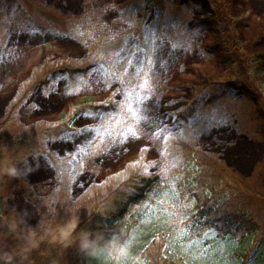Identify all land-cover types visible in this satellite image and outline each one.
I'll use <instances>...</instances> for the list:
<instances>
[{
	"label": "rangeland",
	"instance_id": "1",
	"mask_svg": "<svg viewBox=\"0 0 264 264\" xmlns=\"http://www.w3.org/2000/svg\"><path fill=\"white\" fill-rule=\"evenodd\" d=\"M107 2L0 0V55L5 57L0 62V124L13 107V118L26 125L54 122L73 104L84 102L104 104L100 110L84 111L111 112L112 105L103 102L122 100L119 94L114 96L122 85L106 84L95 73L92 76L89 73L96 61H108L113 53L119 52L126 37L134 35L143 44L145 21L151 24L158 15V26L168 33L169 45L181 46L176 50L169 46L160 54L154 83L160 119L169 127L177 124L169 141L171 155L166 160L158 155L143 125L140 127L146 135L124 145H113L107 151L110 144L107 137L103 143L97 138L92 148L83 136L62 142L61 138L72 135L76 129L100 123L90 118L78 119L72 122L69 131L47 140V153L27 157L39 159L38 171L19 180L9 177L3 212L14 220L26 209L30 214L26 218L28 224L35 226L40 219L63 223L71 209V214L79 215L81 223L90 214L93 198L119 187L132 172L142 171L145 162L156 160L163 166L173 158L178 160V166L170 168L167 178H162L164 185L173 181L184 168L189 148L212 158L218 163V171L227 169L255 190V194H264V69L252 70L249 64L231 68L224 63L227 54L220 55V49L226 27L213 10V2L227 6L228 18L235 21L227 30L228 36L237 40L241 51L237 58H247L248 52H264V0H116V7L124 11L123 20L104 12ZM133 4L139 6L138 12L128 11ZM168 20L171 22L166 23ZM102 21L106 25L103 29L94 27ZM29 25L28 31L34 28L38 30L36 34L17 35ZM77 27L85 32L84 36L77 35ZM57 33L76 39L58 38ZM68 65L82 66L84 71L58 74L69 76L73 82L83 77L91 88L64 95L66 84L58 82L56 92L45 97L43 93L53 81L59 80L58 74H47ZM124 67L122 63L116 70L122 73ZM233 80L242 82L243 88L231 86ZM131 83H136L134 78ZM213 112L228 123L204 131L205 117ZM81 147L87 154L79 153ZM142 155L144 160H140ZM134 161L140 163L133 166ZM150 172L159 174L160 169ZM162 190L151 193L136 209V221L128 236L132 239V253L139 255L144 264H160L157 260L160 251L172 258L173 264H264L263 207L255 208L262 220L260 232L243 237L239 233L223 236L214 228L215 238L188 248L186 240L176 241L178 225L172 215L177 210L173 204L188 202L180 196L179 200L161 205L158 201L163 199ZM178 210L188 214L186 209ZM192 238L202 239V234ZM21 242L15 238L16 245ZM0 244L11 248L2 234ZM76 250L75 246L66 248L64 260L70 262L76 257L79 254ZM85 264L114 262L86 258Z\"/></svg>",
	"mask_w": 264,
	"mask_h": 264
},
{
	"label": "trees",
	"instance_id": "2",
	"mask_svg": "<svg viewBox=\"0 0 264 264\" xmlns=\"http://www.w3.org/2000/svg\"><path fill=\"white\" fill-rule=\"evenodd\" d=\"M213 10L221 24L225 25L223 31L224 42L221 43L220 55H226L224 63L228 67L240 68L249 64L252 70L264 69V52H248L247 58H237L241 51L236 38L228 36L227 30L235 25L233 19L227 16V6L213 2ZM224 28V27H223ZM243 55V54H242ZM80 70L77 65L59 67L49 75L57 72L74 73ZM236 79V78H233ZM41 81H46L42 79ZM231 86L243 88L242 82L233 80ZM246 90V89H245ZM104 104L84 102L73 104L70 110L54 122L34 123L33 125L18 124L13 118L15 107L10 109L6 119L0 124V159L7 158L16 161L20 157L47 153L46 142L49 138L69 131L72 120L84 110H100ZM218 163L204 153L189 148L186 150V163L184 168L177 172L175 177H181L179 191L181 199L190 203L195 201L191 216L187 222L192 226V236L201 235V225L204 231L209 226L217 229L223 236L240 234V237L256 234L261 231L262 220L255 210L256 206L264 208V194H255L244 181L230 174L225 168L217 170ZM141 170L132 172L119 187L109 192H103L93 198L90 214L79 223L77 231L87 229L102 231L110 235L116 226L125 228L128 237L136 221V209L149 198L154 191L164 188V180L159 174L145 176ZM9 177H0V234L6 238L10 246H16L15 237L8 232V225L13 221L9 214L3 212L6 207L7 194L5 188ZM263 207V208H262ZM70 248V247H69ZM66 248L59 244L49 243L46 239L40 249L32 252L29 262L25 264H85L86 257L79 254L70 262L64 260ZM77 251V250H76ZM157 260L160 264H173L172 258L159 252Z\"/></svg>",
	"mask_w": 264,
	"mask_h": 264
},
{
	"label": "snow or ice",
	"instance_id": "3",
	"mask_svg": "<svg viewBox=\"0 0 264 264\" xmlns=\"http://www.w3.org/2000/svg\"><path fill=\"white\" fill-rule=\"evenodd\" d=\"M136 10L139 11L138 5H129L128 11ZM105 13H112L117 18L124 19V11L116 7V0H108L107 4L104 7ZM107 19V17H105ZM159 17L156 16L153 23L149 24L147 20L144 23V39L143 44L139 38L134 35H130L125 38V46L120 49L119 52H115L112 56L109 57L108 61L103 59L96 61L92 67V72L89 73V76H92L93 73L98 75L100 79L106 84L119 83L122 85L117 88V93L122 100L115 101L109 100L104 101L105 104H111L113 110L109 113L103 112H93V111H81L77 116L73 117L72 122H75L78 119L90 118L98 120L100 123L97 126H86L79 129H76L75 132L66 137L61 138L62 142L67 140L71 142L73 137H85L86 143L89 148H92L95 140L98 138L101 143H103L105 137L110 141L109 147L107 150H110L113 145H124L129 141L139 140L142 136L146 135L143 129L140 127L143 125V128L147 129L148 139L153 141V148L156 150L158 155L167 159L171 153L169 152V141L172 137V133L177 128V124L173 123L171 127L163 120L160 119L159 113V99L155 94V79L158 78L156 72V66L160 63V54L170 46L172 50L181 48L180 45L172 43L169 45V36L168 33L161 29L158 26ZM168 20L166 23H170ZM106 25L101 22L100 25L94 26L103 29ZM29 26H26L25 29L18 33L17 35L27 34L34 35L38 30L32 28L31 31H28ZM76 33L78 36H84L85 32L80 31L79 27L76 28ZM58 38H71L76 39V36H70L66 33H57ZM115 38V34L111 37ZM86 43V42H85ZM187 51V49H181ZM5 59L4 56L0 55V62ZM108 63L109 66L106 67L105 64ZM125 64L124 71L121 73L116 70V66L120 64ZM163 68V65L161 64ZM131 69V72L129 70ZM59 75V74H58ZM126 78H128L126 80ZM131 78H134L136 83H131ZM58 82H64L67 87V91L64 95L79 94L82 90L90 89L91 84L88 80H85L83 77H78L75 82H73L67 75H59L58 81H53V84L49 86V90L45 91L43 95L45 97L49 96L50 93L56 92L55 85ZM128 86H124L125 84ZM37 105H33V108ZM165 116H170L171 114L165 113ZM228 122L222 116L216 112H213L205 117V126L204 131L212 128L219 127L221 125H226ZM91 135L92 139H87ZM79 153H85L83 147L78 149ZM142 152L147 151V149H142ZM140 160H144V156L140 157ZM140 161H134L133 166L139 164ZM179 164V161L173 158V161L169 164L163 165L160 161H148L142 165V175L150 176L153 173L150 172V169L159 168L160 177L166 179L170 168H176ZM170 165V166H169ZM181 177H176L173 181L167 182L164 186L163 199L159 200L158 203L163 205L170 203L172 201L179 200L181 192L178 190L180 185L179 181ZM195 205V201L190 203L176 205L173 204L172 207L177 209L172 213L175 216L177 222V236L176 241H187V247L191 248L192 246H199L203 240H208L210 238H215L217 233L214 227L209 226L206 231H204V226L201 225L202 239H193L192 238V226L188 225V221L191 216V209ZM183 208L188 210V214L180 212L178 209Z\"/></svg>",
	"mask_w": 264,
	"mask_h": 264
},
{
	"label": "clouds",
	"instance_id": "4",
	"mask_svg": "<svg viewBox=\"0 0 264 264\" xmlns=\"http://www.w3.org/2000/svg\"><path fill=\"white\" fill-rule=\"evenodd\" d=\"M40 168L39 159L33 156L31 160L20 157L16 161L7 158L0 159V177L26 178ZM63 223H53L49 220L40 219L35 226L28 224L27 217L30 215L25 209L8 225V232L18 241H22L11 248L0 244V264H25L29 262L32 252L40 249L47 239L49 243L59 244L64 248L75 246L80 254L90 260H111L114 264H144L139 255L132 253V239L126 236L123 226H116L110 235L102 231L81 229L79 215L71 214Z\"/></svg>",
	"mask_w": 264,
	"mask_h": 264
},
{
	"label": "bare ground",
	"instance_id": "5",
	"mask_svg": "<svg viewBox=\"0 0 264 264\" xmlns=\"http://www.w3.org/2000/svg\"><path fill=\"white\" fill-rule=\"evenodd\" d=\"M114 153H117V150Z\"/></svg>",
	"mask_w": 264,
	"mask_h": 264
}]
</instances>
